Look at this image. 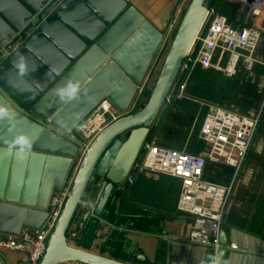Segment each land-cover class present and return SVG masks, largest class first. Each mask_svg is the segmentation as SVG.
Segmentation results:
<instances>
[{
	"label": "water",
	"instance_id": "obj_1",
	"mask_svg": "<svg viewBox=\"0 0 264 264\" xmlns=\"http://www.w3.org/2000/svg\"><path fill=\"white\" fill-rule=\"evenodd\" d=\"M209 1L187 4L144 106L108 126L85 151L39 264H124L114 260L124 232L115 236L119 229L104 216L116 199L115 191L126 186ZM149 18L129 0H0V109L12 116L0 119V237L32 235L48 220L49 199L62 187L82 150L79 141L65 135H80L79 124L102 101L117 112L131 106L167 28L168 22L156 28ZM15 35L19 46L2 52ZM21 55L23 73L14 66ZM68 80L80 82V94L61 102L56 89ZM17 136L26 137L30 148L9 151ZM95 179L101 182L84 221L92 219L94 236L105 227L104 248L113 238L111 259L66 242ZM219 244L218 264L224 254L222 232ZM0 264H5L1 257Z\"/></svg>",
	"mask_w": 264,
	"mask_h": 264
},
{
	"label": "built area",
	"instance_id": "obj_2",
	"mask_svg": "<svg viewBox=\"0 0 264 264\" xmlns=\"http://www.w3.org/2000/svg\"><path fill=\"white\" fill-rule=\"evenodd\" d=\"M251 7L254 24L248 28L235 29L228 24L225 17L207 6L202 26L182 61L178 74L188 73L195 67L209 70L218 61H224L222 72L226 78L235 77L241 65L248 70L254 64L264 67V59L254 55L259 44L264 40V0L253 1ZM179 13L180 10H178ZM168 28L170 31L172 26L168 25ZM165 37L163 35L162 43L166 41ZM18 38L19 36L15 35L14 39L5 45L2 52L8 53L18 47L20 44ZM140 90L141 86L138 87L137 93ZM183 91L184 84L179 90V94H182ZM133 104L127 110L117 112L107 101H102L79 124L80 135L75 132L65 135L68 140L79 141L82 150L79 158L76 159L74 173L49 199L48 220L40 229L33 231L32 235L0 237V252L25 254L27 264H39L46 250L47 239L63 208L85 151L108 126L130 116L134 109ZM104 105L107 106L106 109H104ZM259 120L258 113L242 115L208 106L200 124L198 138L201 148L198 152L189 154L166 150L150 143L149 137H147L126 179V185L133 181L132 173H150L179 180L180 188L176 212L193 220L187 242L211 248L217 253L221 249L219 234L225 209L251 149ZM96 121L99 123L94 125ZM209 162L224 164L231 170L226 183L217 184L205 179V167ZM84 204L83 199L80 209ZM80 229H82L80 223L68 229L66 233L68 245L77 239ZM230 247L234 248V246Z\"/></svg>",
	"mask_w": 264,
	"mask_h": 264
},
{
	"label": "crops",
	"instance_id": "obj_3",
	"mask_svg": "<svg viewBox=\"0 0 264 264\" xmlns=\"http://www.w3.org/2000/svg\"><path fill=\"white\" fill-rule=\"evenodd\" d=\"M129 1L146 18L149 15L148 20L156 28L162 26L168 15L174 13L180 3V0H177L176 5H174L175 0H158L159 11L151 14L148 2L145 0ZM217 64L224 63L218 61ZM184 92L182 94L178 91L174 92L173 103L170 106L172 111H176L181 106L186 112L199 107V102L196 100L199 98ZM169 96L168 94V99ZM200 113H203L202 107ZM150 131L151 127L149 133ZM263 142L264 139H259L255 144L254 160L259 161L264 158ZM75 169L76 163L69 170L67 178ZM250 171L251 169H247L241 183L235 185L226 206L220 230L225 237L224 254L219 264H264V196H262L264 187L261 185L252 187L246 184ZM131 176L133 181L130 184H127L123 190L115 191L116 199L109 213L104 216L109 223L119 229L115 236L124 232V238L114 258L123 255L127 258V264H218L217 253L211 248L187 242L193 220L176 212L179 180L168 177L161 179L160 176L150 173H132ZM208 181L212 179L209 178ZM100 182L95 179L85 193V204L79 209L70 225L73 228L75 224L80 223L82 229L78 231L77 239L69 246L104 258L108 256L112 258L115 248L113 238L105 248L101 243V240L106 239L105 227L94 236L91 232L92 219L88 217L84 221V214L91 207ZM98 242H100L99 247H97ZM0 257L5 264H27L25 254L1 251Z\"/></svg>",
	"mask_w": 264,
	"mask_h": 264
},
{
	"label": "rangeland",
	"instance_id": "obj_4",
	"mask_svg": "<svg viewBox=\"0 0 264 264\" xmlns=\"http://www.w3.org/2000/svg\"><path fill=\"white\" fill-rule=\"evenodd\" d=\"M145 1L148 2L151 14L159 11L158 0ZM189 1L180 0L174 13H171L170 18L166 19L165 22H168L167 29L162 34V37L163 35L164 37L166 36V41L164 43L160 42L142 85H140L141 90L135 95L132 102L134 103L132 114L140 110L146 103L154 86L164 55ZM253 1L255 0H210L207 5L219 15L225 17L228 24L233 28L244 29L254 24L252 17L253 9L251 7ZM152 10L153 12H151ZM178 10H180L179 14ZM168 25L172 26L170 31ZM254 55L255 57L259 55L264 59V40L259 44ZM223 67V64H213V67L209 70L195 67L188 73H179L169 91V99L167 98V101L163 104L165 108L162 107L163 110L161 108L151 125V131L147 137H149L150 143L163 149L194 154L201 148L198 135L200 124L208 106H214L242 115L258 113L260 115L259 125L256 129L251 149L247 155L249 158H246V160H249L245 161L242 172L239 175L241 178H238L236 186L241 183L247 169H251L246 184L252 187L255 185L264 187V158L259 161L253 158L255 144L259 139H264V67L254 64L248 70L241 65L238 68L237 75L233 78L225 77L222 72ZM183 84L184 94H194L199 98L196 99L199 102V107L186 112V109L181 106L176 111H172L170 106L173 103L174 92H179ZM172 91L174 92L171 93ZM200 107H202L203 113H200ZM229 173L231 174L230 169L224 164L209 162L205 167V178L207 180L210 178L212 179L211 182L217 184L226 183L230 177ZM161 179L165 178L161 177ZM154 186L158 187V185ZM98 243L97 247L100 246V242ZM107 258L111 259L110 256ZM116 259L127 264V258L123 255H118L114 258L115 261H118Z\"/></svg>",
	"mask_w": 264,
	"mask_h": 264
},
{
	"label": "clouds",
	"instance_id": "obj_5",
	"mask_svg": "<svg viewBox=\"0 0 264 264\" xmlns=\"http://www.w3.org/2000/svg\"><path fill=\"white\" fill-rule=\"evenodd\" d=\"M14 66L21 73L25 71L24 57L22 55L18 57V60ZM80 90L81 84L79 81L68 80L63 87L56 89V95L61 102H69L77 99L78 95L80 94ZM5 118L10 120L12 116L7 110L0 109V119ZM30 146V142L26 137L17 136L9 145V151H11L12 148H17L20 152H23L30 148Z\"/></svg>",
	"mask_w": 264,
	"mask_h": 264
},
{
	"label": "bare ground",
	"instance_id": "obj_6",
	"mask_svg": "<svg viewBox=\"0 0 264 264\" xmlns=\"http://www.w3.org/2000/svg\"><path fill=\"white\" fill-rule=\"evenodd\" d=\"M106 108H107V106L104 105V109H106ZM98 123H99V121H96V123L94 125H97Z\"/></svg>",
	"mask_w": 264,
	"mask_h": 264
},
{
	"label": "trees",
	"instance_id": "obj_7",
	"mask_svg": "<svg viewBox=\"0 0 264 264\" xmlns=\"http://www.w3.org/2000/svg\"><path fill=\"white\" fill-rule=\"evenodd\" d=\"M229 176V175H228Z\"/></svg>",
	"mask_w": 264,
	"mask_h": 264
}]
</instances>
